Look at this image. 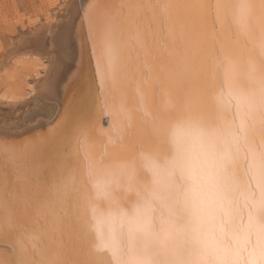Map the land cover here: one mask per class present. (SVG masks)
Masks as SVG:
<instances>
[{
    "label": "bare ground",
    "instance_id": "6f19581e",
    "mask_svg": "<svg viewBox=\"0 0 264 264\" xmlns=\"http://www.w3.org/2000/svg\"><path fill=\"white\" fill-rule=\"evenodd\" d=\"M140 2L111 0L125 9V23L131 29L125 33L129 47L136 42ZM152 2L157 4L164 23L159 39L153 42L149 38L151 51L139 53L147 73L145 85L153 79L154 72L167 67L174 55L184 53L185 42L193 40L203 28L198 12L181 16L176 7L199 0ZM232 2L239 6L236 18L243 20L245 26L229 17V26L222 28L217 20L224 45L229 51L264 45L261 0ZM42 4L46 3L42 0ZM55 5L53 11L43 9L47 8L44 5L39 10L43 13L31 11L20 29L14 27L5 35L0 32V264H112L110 253L100 247L92 220L93 162L107 165L131 160L138 143H153L149 111L152 98L166 112L177 103L210 109L212 93L222 87L221 72L215 69L205 83L196 52L191 49L179 89L175 85L172 92L162 88L157 75L149 105L146 107L142 102L140 107L148 122L141 120V131L135 138L129 136L124 142L129 129L117 130L119 107L111 112L105 108L94 130V137L99 139L89 141L85 133L80 158L69 159L61 134L67 124L72 90L53 75L55 56L48 41L55 44V38L74 18H82L87 25L89 18H96L104 10L105 2L56 0ZM127 5L132 7L129 9ZM114 92L109 102L119 105L121 92L119 89ZM132 95L136 93L133 91ZM100 141L106 143L101 145Z\"/></svg>",
    "mask_w": 264,
    "mask_h": 264
},
{
    "label": "clouds",
    "instance_id": "9594fccd",
    "mask_svg": "<svg viewBox=\"0 0 264 264\" xmlns=\"http://www.w3.org/2000/svg\"><path fill=\"white\" fill-rule=\"evenodd\" d=\"M218 56L210 109L177 103L133 159L91 166L112 264H264V45Z\"/></svg>",
    "mask_w": 264,
    "mask_h": 264
},
{
    "label": "snow or ice",
    "instance_id": "6c2138e0",
    "mask_svg": "<svg viewBox=\"0 0 264 264\" xmlns=\"http://www.w3.org/2000/svg\"><path fill=\"white\" fill-rule=\"evenodd\" d=\"M104 2V10L96 18H89L87 25L82 18H74L55 38V44L52 40L48 41L55 56L53 75L72 90L68 101L69 116L61 134L67 146L65 155L69 159L80 158V143L85 133L89 141L99 139L94 137V130L103 118L105 108L111 112L113 108L119 107L117 130L121 127L129 129L124 134V142L129 136L135 138L141 131V120L148 122L140 107L142 102L146 107L149 105V94L155 91L157 75L162 88L172 92L175 85V89H179L185 79L189 52L194 49L202 78L207 83L209 75L219 69L218 49L225 54L230 52L220 39L216 21L222 28H227L231 17L241 27L245 26L243 20H237L235 10L239 6L232 0H199L197 3L178 4L176 7L181 16L198 12L203 28L193 40L185 42L184 53L174 55L167 67L158 73L154 72L153 79L145 85L147 73L139 53L142 50L151 51L149 38L155 42L163 33L164 21L159 8L152 0H141L135 28L136 42L129 47L125 33L131 29L125 23V9L117 7L111 0ZM126 7L130 9L132 5ZM261 7L264 8V0H261ZM114 89L121 92L119 105L109 102V98L115 95ZM133 91L135 96L132 95ZM149 111L153 126L161 123L167 114L162 106L155 103L154 98ZM100 143L103 145L106 141ZM118 149L119 145L115 151ZM97 164L93 162L92 165Z\"/></svg>",
    "mask_w": 264,
    "mask_h": 264
},
{
    "label": "rangeland",
    "instance_id": "374dc122",
    "mask_svg": "<svg viewBox=\"0 0 264 264\" xmlns=\"http://www.w3.org/2000/svg\"><path fill=\"white\" fill-rule=\"evenodd\" d=\"M47 1L48 0H43V2L46 4H42V0H0V13H1L0 22L3 23V24L0 23L1 24L0 32L3 33V35H5V34H9L10 30H12L14 27H18L20 29V26H22L23 23H27L31 11L40 12L39 10H42L44 6L47 8H43V9H50L51 11H53L54 8L56 7L55 5L56 0H49L50 2L48 3ZM42 5L44 6L42 7ZM11 18H13L14 20H12ZM1 35L2 34H0V36Z\"/></svg>",
    "mask_w": 264,
    "mask_h": 264
}]
</instances>
